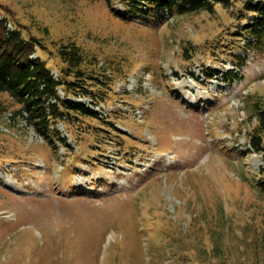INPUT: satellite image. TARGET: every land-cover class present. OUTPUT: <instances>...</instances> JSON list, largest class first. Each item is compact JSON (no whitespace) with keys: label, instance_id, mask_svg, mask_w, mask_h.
I'll use <instances>...</instances> for the list:
<instances>
[{"label":"rangeland","instance_id":"obj_1","mask_svg":"<svg viewBox=\"0 0 264 264\" xmlns=\"http://www.w3.org/2000/svg\"><path fill=\"white\" fill-rule=\"evenodd\" d=\"M239 6L159 25L107 0H0L54 77L59 49L80 47L111 124L59 123L69 146L54 149L0 94V264H264V165L248 145L264 48L232 66Z\"/></svg>","mask_w":264,"mask_h":264},{"label":"trees","instance_id":"obj_2","mask_svg":"<svg viewBox=\"0 0 264 264\" xmlns=\"http://www.w3.org/2000/svg\"><path fill=\"white\" fill-rule=\"evenodd\" d=\"M112 11L119 17L140 19L144 23L149 15H157V23H168L172 19L192 13H214L215 6L231 9L237 3L238 19L240 21L239 40H245L243 57L234 56L235 67L245 66L246 53L264 48V0H107ZM146 10V11H145ZM143 16V17H142ZM241 21L244 22L241 24ZM8 18H0V94H5L19 106L17 117L33 126L49 143L57 149L55 142L65 147L66 139L61 136L57 125L61 123L77 125L84 119L97 120L109 125L94 106H100L98 92L100 87H106L101 75L81 68L83 62L80 47L69 42L59 49L58 57L65 67L60 69V77L55 78L46 61L39 56L32 57L36 47L41 43L34 38H26L21 29H8ZM230 79H240L238 73L231 71ZM239 77V78H236ZM64 90L65 96L58 93ZM86 98L90 104L74 98ZM74 99V100H72ZM254 106L252 116L256 120V128L250 136L251 151L262 155L264 165V105ZM5 109H0L4 112ZM15 112L10 116L16 120ZM14 120V121H15ZM111 126V124L109 125ZM57 152V151H55ZM264 174V167L261 169ZM258 191L264 196V176L257 181Z\"/></svg>","mask_w":264,"mask_h":264}]
</instances>
